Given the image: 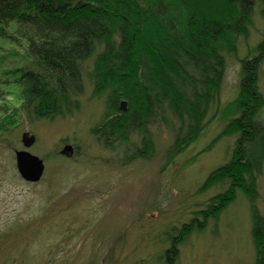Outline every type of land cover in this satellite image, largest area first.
<instances>
[{
  "label": "trees",
  "instance_id": "trees-1",
  "mask_svg": "<svg viewBox=\"0 0 264 264\" xmlns=\"http://www.w3.org/2000/svg\"><path fill=\"white\" fill-rule=\"evenodd\" d=\"M256 3L264 17V0H0V40L23 49L18 66L0 64V88L13 80L20 99L0 109V135L21 116L51 119L77 109L86 74L104 100L91 131L106 149L149 157L150 126L162 122L173 125V159L202 134L209 112H218L226 55L247 35ZM254 51L241 60L238 94L214 139L237 134L230 157L199 188L223 190L167 229L164 264H174L179 245L216 221L237 190L250 201L255 264H264V216L253 200L264 163V34Z\"/></svg>",
  "mask_w": 264,
  "mask_h": 264
},
{
  "label": "rangeland",
  "instance_id": "rangeland-1",
  "mask_svg": "<svg viewBox=\"0 0 264 264\" xmlns=\"http://www.w3.org/2000/svg\"><path fill=\"white\" fill-rule=\"evenodd\" d=\"M263 34L264 17L256 3L247 35L226 55L218 112L213 118V109L209 112L202 134L173 159V125L162 122L150 126L149 157L123 158L106 149L91 131L100 121L104 100L92 93L86 74L77 109L51 119H17L0 135V264H164L160 256L168 247L167 229L186 222L193 210L223 190L220 184L199 188L230 157L237 134L214 139L227 123L225 105L238 94L241 60L255 53ZM22 52L0 40L1 66H18ZM258 75L264 94V60ZM12 81L0 88V109L20 104ZM259 115L264 120V110ZM24 131L35 136L28 148L21 141ZM66 144L73 148L70 156L60 154ZM20 149L43 159L38 181L19 176L15 151ZM254 188V204L264 216V163ZM255 262L250 201L240 190L216 221L209 220L179 245L174 260Z\"/></svg>",
  "mask_w": 264,
  "mask_h": 264
},
{
  "label": "water",
  "instance_id": "water-1",
  "mask_svg": "<svg viewBox=\"0 0 264 264\" xmlns=\"http://www.w3.org/2000/svg\"><path fill=\"white\" fill-rule=\"evenodd\" d=\"M122 109L125 108V102L120 103ZM35 136L28 131H24L21 136L22 144L28 148L33 144ZM73 153L71 145L66 144L61 149L60 154L70 156ZM15 165L19 176L26 182L38 181L44 172L43 159L30 153L27 149L15 151Z\"/></svg>",
  "mask_w": 264,
  "mask_h": 264
}]
</instances>
